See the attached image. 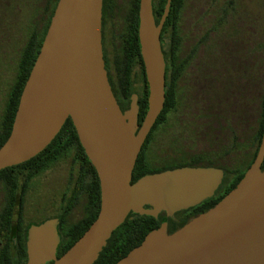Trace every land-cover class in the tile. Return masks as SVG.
Listing matches in <instances>:
<instances>
[{
	"label": "water",
	"instance_id": "water-1",
	"mask_svg": "<svg viewBox=\"0 0 264 264\" xmlns=\"http://www.w3.org/2000/svg\"><path fill=\"white\" fill-rule=\"evenodd\" d=\"M152 0H140L139 41L148 109L139 125L138 97L122 111L111 89L102 47L103 0H59L22 91L12 132L0 148V172L44 151L71 119L101 188L97 219L60 258L59 219L32 225L26 264H94L112 234L133 212L158 218L138 247L116 264H264V133L238 185L213 208L169 233V219L214 196L224 172L184 167L141 177L133 171L165 104L161 35ZM150 206L151 209H145Z\"/></svg>",
	"mask_w": 264,
	"mask_h": 264
},
{
	"label": "trees",
	"instance_id": "trees-1",
	"mask_svg": "<svg viewBox=\"0 0 264 264\" xmlns=\"http://www.w3.org/2000/svg\"><path fill=\"white\" fill-rule=\"evenodd\" d=\"M116 2L117 0H103L102 22L110 24L112 30L116 24L114 21ZM186 2L187 0H172L170 12L163 27L161 43L166 73L165 104L162 113L139 154L133 171L132 183H135L145 175L184 167L221 169L218 166L220 162L217 159V155L222 148L221 146H219L218 152L213 158L209 157L207 159L202 157L184 159L186 151L192 149V146L185 149L184 147L176 146V148L171 145L178 159L171 160V162L151 163L147 156V149L153 134L166 122L167 114L170 110L176 108L178 92L183 81H186L189 89L195 83L200 85V88L202 87L201 93L197 94L199 97L197 102H191L189 95L191 106L208 107L210 111L213 110V104L218 97L222 99L223 95L228 96L235 91L236 121L240 119L242 125L244 120L250 122L252 103L255 99L257 100V105L260 107L258 130L253 152L250 153V159L244 163H236L232 167L221 169L224 172V178L214 196L197 207L192 208L194 214H200L213 208L238 185L258 153L264 133V58L263 55L261 56L263 52L259 48L262 43H256L257 39L251 28H246L240 32L234 29L235 32L233 31V33L224 31L220 33L222 36L219 38L215 37L219 34L218 30L222 26V22H219L216 26L209 28V32L211 36L213 35V38H207L202 43L204 46L203 56L198 59V22L194 20H189L188 23L185 22ZM128 4V14L122 20L121 34L117 35V33L113 32L114 37L116 36L118 39V41L116 40L117 42L114 39L116 50L113 69L116 74V84L121 90V96L118 99L114 96L123 112L130 108L132 97L134 95L138 97L139 125L141 126L147 113L149 97L145 69V87L143 92L139 93L135 90L132 80L133 63L136 55H139L143 65L138 38L140 0H128ZM166 4L167 0H152L156 24H159L163 16ZM43 5L44 0L41 1L40 7L42 11L38 17H42L44 13ZM55 9H51L49 20H45L46 26L43 39L29 38L22 49L16 80L10 88L2 118L0 148L12 132L22 91L40 52ZM190 23L194 24L193 28H187V25ZM128 26L131 29L127 30ZM130 37L131 39H129ZM190 42H193L192 46H190ZM218 45L220 47L222 45L220 51L217 48ZM215 95L216 98H214ZM248 96H250V106L248 112L246 109L245 113L244 97L247 98ZM61 160H71L77 167L73 191L70 197L65 199L59 214L47 217L39 222L42 223L51 218L59 219L58 231L61 241L58 246L57 258L66 253L83 236L97 219L101 208L100 180L80 143L72 120L67 119L50 145L36 157L0 172V189H3L6 196H12L14 201V196L19 191L20 178L24 179L23 182L25 184H28L48 170L54 163ZM238 165H244V167L240 169L241 167ZM262 169H264V164ZM74 206H80L81 218L76 222H71L69 216ZM145 209L148 210L151 207L145 206ZM22 210L21 208V212H19L20 219L23 213ZM12 217L13 207L4 206L0 213V264H14L18 262L19 264H25L27 261L25 245L27 230L34 223L26 226L23 241L18 249L14 250L13 246L6 248L4 243L6 241L9 242L8 233L11 230ZM163 217H165V213H161L158 218H155L131 212L125 222L112 234L107 246L100 253L98 260L94 264H116L127 256L131 250L141 245L147 234L160 226ZM173 232L175 231H169L170 234ZM14 251L18 252L15 253ZM47 264H52V262Z\"/></svg>",
	"mask_w": 264,
	"mask_h": 264
},
{
	"label": "rangeland",
	"instance_id": "rangeland-1",
	"mask_svg": "<svg viewBox=\"0 0 264 264\" xmlns=\"http://www.w3.org/2000/svg\"><path fill=\"white\" fill-rule=\"evenodd\" d=\"M41 1L0 0V130L8 94L16 80L22 49L29 40L32 30L39 22L37 18L42 11ZM128 9V0H117L114 18L116 24L113 27V32L117 35L120 33L122 20L128 14ZM184 20L187 23L189 20L198 22V59L203 56L204 46L202 43L207 38H213L209 28L216 26L219 22H222V26L218 30L219 34L215 36L219 38L222 36L220 33L224 31L233 33V31L235 32L234 29L240 32L246 28H251L257 39L256 43H262L259 48H261L263 52L261 56L263 55L264 58V0H187ZM189 27L193 28L194 24H188L187 28ZM114 38L118 41L116 36ZM192 45L193 42H190V46ZM221 47L218 45L219 51ZM217 53L219 52L217 51ZM201 91L202 87L200 88L197 83L192 84L189 89L186 81H183L178 92L175 111L172 115L167 116L175 128L172 129L170 125L165 126V124H162L155 131L147 149V156L151 163L178 160L176 153L172 150V146H174L171 144L173 132L179 129L186 118L189 95L191 102H197L199 98L197 94ZM214 98H216V95ZM259 114L260 107L255 99L252 103L251 120L246 124L245 131L243 128L241 129V137L243 138L246 135L250 138L249 153H252L254 149ZM217 152V149H211L205 145H195L192 149L186 151L184 159L213 158ZM240 167L242 169L244 165ZM76 172L77 167L71 160H61L36 177L32 182L33 185H31L33 192L27 197L23 217L24 223L39 222L47 217L59 214L65 199H68L73 191ZM5 196L1 188L0 213L4 208ZM80 218L81 208L80 206H74L69 220L76 222Z\"/></svg>",
	"mask_w": 264,
	"mask_h": 264
},
{
	"label": "flooded vegetation",
	"instance_id": "flooded-vegetation-1",
	"mask_svg": "<svg viewBox=\"0 0 264 264\" xmlns=\"http://www.w3.org/2000/svg\"><path fill=\"white\" fill-rule=\"evenodd\" d=\"M57 3L58 0H44V5H43L44 13L42 14V17L37 18L39 22L32 30L30 34V38H34L37 40L43 39L44 37L43 34L46 26L45 20H49L50 11L52 8L55 9ZM128 29H131V27L128 26L127 30ZM138 38H139V32H138ZM114 39L115 38L112 27L110 26V24H107L106 22L104 23L103 21L102 47H103L105 68L107 71V76L111 85V89L114 95L118 99L121 96L120 95L121 90L119 86H117L116 84V74L113 69L115 65L114 57L116 50ZM129 39H131V37ZM18 69H19V63H18ZM144 69H145L144 62L142 65L139 55H136V59L133 63L132 80L135 86V90L139 93L143 92L145 87ZM249 97L250 96H248L247 98L244 97L245 113H246V109L248 112V108L250 106ZM186 110L187 112L185 114L186 117L185 120L181 123L179 129H177L176 132H173L172 141H171L172 145L184 147L185 149L189 146L193 147L195 145L196 146L205 145L210 147L211 149L214 148L217 150L219 146H221L222 147L221 151H219L220 153L217 155V159L220 162L218 166L221 167V169L232 167L236 163H244L250 159V153H249L250 138L249 136L246 135H244L243 138L241 137V129L243 128L244 131L246 130V124L248 123V121L244 120L243 125L240 119L236 121L235 91H233L228 96L223 95L222 99L218 97L213 104L212 111H210L208 107L205 108L201 106L192 107L191 103H189V107H187ZM174 111L175 109L172 108L170 112L167 114V116L170 114L172 115ZM164 124L165 126L170 125L172 129L175 128L171 120L169 121L168 118L166 119V122ZM23 180L24 179L22 178L19 179L20 181V186L18 188L19 191L16 192L14 196V201L12 196L11 197L9 195L5 196L4 206L13 207V217L11 219V225H10L11 230L8 233L9 242L6 241L4 245L6 248L7 247L11 248L13 246L14 250L20 247L24 238V232L26 226L29 225L30 223H34L32 225H38V223L40 222V221L30 222L28 224L24 223L23 217H24V210L27 202V197L29 196L30 193L33 192V187L31 185H33L32 182L34 180L28 184H25ZM7 199L10 200L8 201ZM21 208L23 209L22 210L23 213L21 216L22 220L20 219L19 216V212H21ZM197 215L199 214H194L192 208L176 213L173 218L169 219L168 231L170 230L176 231L180 229L182 225H185L187 222H189ZM25 245H26V255L28 261L27 239ZM14 252L16 253L18 251H14ZM27 261L25 262V264L27 263ZM14 264H19V262Z\"/></svg>",
	"mask_w": 264,
	"mask_h": 264
}]
</instances>
